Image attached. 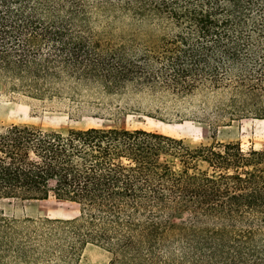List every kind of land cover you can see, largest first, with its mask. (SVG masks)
<instances>
[{"label":"trees","instance_id":"1","mask_svg":"<svg viewBox=\"0 0 264 264\" xmlns=\"http://www.w3.org/2000/svg\"><path fill=\"white\" fill-rule=\"evenodd\" d=\"M129 18L163 34L128 67L88 33L84 0H0V82L38 100L65 87L109 93L128 77L158 100L264 91V0H129ZM51 195L78 216L0 213V264H69L87 245L109 264H264V149L189 147L143 129L1 130L0 201ZM173 213L186 223L171 227Z\"/></svg>","mask_w":264,"mask_h":264},{"label":"rangeland","instance_id":"2","mask_svg":"<svg viewBox=\"0 0 264 264\" xmlns=\"http://www.w3.org/2000/svg\"><path fill=\"white\" fill-rule=\"evenodd\" d=\"M84 10L83 24L93 40L128 67L131 53L140 57L147 43L163 34L147 23L132 22L129 0H84ZM230 84L233 86V82ZM253 92L249 95L244 89L234 94L232 87H201L183 98L172 100L170 95L160 94L158 100L133 90L128 77L109 93L98 88L77 86L72 91L65 87L60 98L38 100L0 82V131L11 125L60 133L87 128L143 129L181 139L189 147L219 142L237 143L243 150H262L264 119L254 118L246 110L264 106V91ZM232 102L239 110L247 109L233 111ZM0 213L17 221L70 220L78 216V208L51 195L45 200H1ZM186 220L187 216L179 213L167 216L173 228L184 225ZM110 259L105 251L87 245L79 259L69 264H109Z\"/></svg>","mask_w":264,"mask_h":264}]
</instances>
